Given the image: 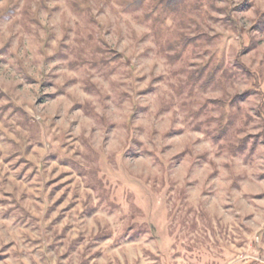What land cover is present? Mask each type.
<instances>
[{
  "label": "rangeland",
  "instance_id": "rangeland-1",
  "mask_svg": "<svg viewBox=\"0 0 264 264\" xmlns=\"http://www.w3.org/2000/svg\"><path fill=\"white\" fill-rule=\"evenodd\" d=\"M230 1L246 6L227 16ZM122 2L0 0V264H264L254 78L221 88L218 73L190 98L175 52ZM213 3L192 16L207 42L188 68L223 55L242 71L240 54L264 90V0ZM192 25L181 31L195 38ZM247 88L246 122L218 137L216 100ZM207 102L189 122L187 106Z\"/></svg>",
  "mask_w": 264,
  "mask_h": 264
},
{
  "label": "trees",
  "instance_id": "trees-1",
  "mask_svg": "<svg viewBox=\"0 0 264 264\" xmlns=\"http://www.w3.org/2000/svg\"><path fill=\"white\" fill-rule=\"evenodd\" d=\"M215 0H123L121 7H123L125 12H138L143 10L142 19L149 22L150 32L153 35L157 45L161 46V51L164 53H168L169 51H174L175 53L171 56H166L170 61L180 64L179 73L182 76H185L184 81L181 82L180 86L187 90H189L190 98H193L195 92L200 90L203 91L205 87H207L210 83L209 81L213 80L218 73H220L217 82V86L221 88H225L227 81H232L239 76H246L249 79L254 78L253 82L250 83L251 88H258L255 92L260 93L261 102L264 103V90L262 88L261 80H259V74L253 75L248 71L246 67H243L241 61L239 59L240 54L237 55V59L235 61L238 68H242V71L239 69L235 70L233 68H226L224 62V56L220 57L214 56L212 59L208 60V62L204 63V65H199L198 68H194L191 70L188 68V60L189 57H192L196 52V47L199 45L198 41L204 42V45L207 42V35L205 30H203V26L198 22V20L192 16L200 17L202 21H206V18L210 15V10L208 9L213 7ZM77 6H79L77 4ZM245 3L242 4L235 3L230 1L228 6V14L232 13V11H241L244 9ZM82 8V7H81ZM77 9V8H76ZM77 9V12L80 11ZM199 18V19H200ZM197 21H196V20ZM261 21V20H260ZM192 25V30H194L195 38L191 37L190 34H187L183 29L186 30L187 27ZM243 40H251L249 33L244 34ZM251 44V41L250 43ZM90 45V44H89ZM243 50L248 49L247 46H244ZM242 50V52H243ZM92 55L94 63L97 62L98 52L96 50H92ZM183 89V88H182ZM182 89H179L181 91ZM178 91V92H179ZM251 89L247 88L245 92H243L242 96L235 93L233 96H223L220 99L216 100V108L219 109V116L216 120L218 122L217 130L214 134H218V137L228 139L229 136L232 135V130L235 128V122L237 119H240L242 122H246L242 117L240 107L241 101L245 99L246 96L249 95ZM208 106L207 103H202L198 105L193 110L191 103L187 106L188 110L191 111V116L187 117L189 122H201L197 121L201 115H203L205 111V107ZM260 106V105H259ZM261 107V106H260ZM260 118L264 124V114H260L258 112ZM212 119V116L209 117ZM234 132V131H233ZM238 144L227 140V146L234 156L245 154L246 144L249 143L248 140L238 139ZM257 145V141L255 140L250 146V152Z\"/></svg>",
  "mask_w": 264,
  "mask_h": 264
}]
</instances>
